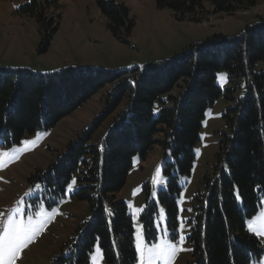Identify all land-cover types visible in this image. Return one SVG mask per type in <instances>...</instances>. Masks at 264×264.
<instances>
[{"label":"trees","instance_id":"obj_1","mask_svg":"<svg viewBox=\"0 0 264 264\" xmlns=\"http://www.w3.org/2000/svg\"><path fill=\"white\" fill-rule=\"evenodd\" d=\"M261 3L264 0H156L158 8L171 10L178 20L194 23L210 14L232 15ZM98 4L115 36L120 29L130 34L134 22L124 5L114 0H98ZM55 31L43 36L41 53L51 46ZM261 64L264 15L232 39L214 35L171 60L148 63L132 71L110 73L69 67L59 73L36 75L0 67V139L6 146L55 127L110 86L104 110L91 126L46 171L31 177L33 183L41 185L44 197L53 200L48 207L66 198L73 180L77 187L70 198L89 205L90 218L77 227L75 237L53 264H90L98 244L106 264H138L132 219L126 203L117 195L126 185L134 157L144 159L155 146L169 150L173 161L164 168L170 176L168 191L160 192L154 201L150 186L145 188V236L148 241L155 238L154 219L159 206L164 205L167 227L174 233L173 239L177 238V199L182 192L179 181L191 175L206 111L221 97L234 101V105L223 114L226 131L221 134L212 173L204 177V189L194 199L195 217L189 220L187 237L191 263L258 264L264 249L246 222L264 205ZM222 71L230 75L231 87L225 90L216 83ZM240 78L247 93L235 97ZM110 117L113 120L107 134L100 144L94 143L95 134Z\"/></svg>","mask_w":264,"mask_h":264},{"label":"rangeland","instance_id":"obj_2","mask_svg":"<svg viewBox=\"0 0 264 264\" xmlns=\"http://www.w3.org/2000/svg\"><path fill=\"white\" fill-rule=\"evenodd\" d=\"M114 1L128 9L134 22L129 35L124 29H120L118 36L112 33L110 21L102 13L98 0H0V67L26 70L36 75L59 73L69 67L110 73L132 71L148 63L171 60L214 35L222 34L232 39L264 15V3H261L254 9L232 15L210 14L200 23H194L178 20L171 10L158 8L156 0ZM52 30L56 31L51 46L41 53L42 38ZM259 69L263 70L264 64ZM216 83L222 90L230 88L229 73L219 72ZM109 89L110 86L55 127L38 130L19 144L6 146L0 139V228L9 217L25 221L32 218L43 224L20 251L14 264H53L75 237L77 227L90 218L88 203L69 196L75 191L76 183H72L62 202L48 207L53 200L44 197L41 185L33 183L31 177L46 171L57 156L91 126L104 110V98ZM246 93L245 82L240 78L235 97H243ZM233 105L234 101L221 97L206 111L191 175L179 181L182 192L177 199L180 222L177 238L173 239L174 233L167 227L164 205L159 206L154 219L153 240L146 239L142 221L146 210V186H150V198L154 201L160 192L168 191L170 176L164 168L167 162L173 161L171 152L155 146L144 159L134 157L126 185L117 198L128 207L135 248L138 244L171 240L176 244V252L167 264H192V248L187 237L191 228L189 220L195 217L194 199L204 189V177L212 173L219 140L226 131L223 114ZM159 109L157 105L156 113ZM112 120L108 118L97 131L94 143L102 142ZM261 214H264V205L246 226L257 235L264 249V234L259 232V225L264 223ZM90 264H106L99 244L90 255ZM156 264H165V261L157 260ZM258 264H264V255Z\"/></svg>","mask_w":264,"mask_h":264},{"label":"snow or ice","instance_id":"obj_3","mask_svg":"<svg viewBox=\"0 0 264 264\" xmlns=\"http://www.w3.org/2000/svg\"><path fill=\"white\" fill-rule=\"evenodd\" d=\"M221 75L226 77V74ZM22 143L31 142L23 141ZM3 155H7V153H3ZM74 183L75 180H73ZM261 215L264 219V214ZM42 226V222L34 221L32 218L25 221L9 217L3 228H0V264H14L20 251L33 239ZM259 232L264 234V223L259 225ZM136 250L139 264H156L157 260L165 261L167 264L170 258L175 255L176 244L171 240L158 244H138Z\"/></svg>","mask_w":264,"mask_h":264}]
</instances>
